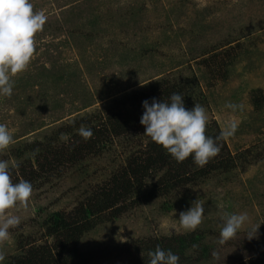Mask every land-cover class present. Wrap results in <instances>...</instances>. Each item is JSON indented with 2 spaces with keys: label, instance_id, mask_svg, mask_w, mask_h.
Wrapping results in <instances>:
<instances>
[{
  "label": "rangeland",
  "instance_id": "obj_1",
  "mask_svg": "<svg viewBox=\"0 0 264 264\" xmlns=\"http://www.w3.org/2000/svg\"><path fill=\"white\" fill-rule=\"evenodd\" d=\"M31 2L48 20L36 36L30 66L13 78V94L0 96V123L14 136L0 160L15 165L13 181L31 182L34 192L27 208L13 210L22 222L0 246L7 253L2 264L19 252L21 242L36 247L53 242L42 228L47 216L71 215L147 142L140 125L102 151L75 163L66 162V154L58 162L57 153L78 146L76 133L65 132L80 121L99 126L107 112L119 110L120 100L160 80L179 84L189 102L207 108V130L220 132L230 119L239 121L235 135L223 141V157L234 165L144 202L161 173L147 177L129 200L136 204L116 219L107 220L110 213H104L79 241V252L92 255L91 264H122L120 250L132 242L189 234L180 227L179 214L200 199L204 220L191 232L202 235L205 251L203 257L190 253L187 264H249L264 258V0ZM229 101L243 104V111L225 108ZM48 163L33 180L19 174L18 168ZM240 212L248 213L250 223L219 245L221 216ZM255 225H260L257 236L249 240L246 231Z\"/></svg>",
  "mask_w": 264,
  "mask_h": 264
},
{
  "label": "trees",
  "instance_id": "obj_2",
  "mask_svg": "<svg viewBox=\"0 0 264 264\" xmlns=\"http://www.w3.org/2000/svg\"><path fill=\"white\" fill-rule=\"evenodd\" d=\"M184 89L179 84H170L160 80L148 86L144 92L124 97L117 105L119 109L117 112H107L104 120L99 121V126L91 127L94 135L87 141L77 132L82 121L76 122L73 129H68L65 133H76L74 136L78 146L68 149L64 154L57 153L55 155L57 161L63 162L65 160L64 155L67 154L66 162L75 163L83 155L102 151L114 138L122 137L142 125L140 120L145 111L143 107L145 100L149 104L152 103L153 98L163 102L168 100L173 93H178L184 96L186 108H193L195 104L188 101L186 98L187 90L184 92ZM189 91L192 95L190 88ZM259 104L257 98L252 97L253 107L258 109ZM83 125L88 126L86 123ZM215 130L208 129L206 135L215 138L220 133L217 129ZM145 139L147 142L143 150L129 155L125 166L111 178L108 186L102 187L98 193L89 196L69 216L61 213H52L47 216L42 222V228L45 237L51 238L53 242L38 247L21 242L19 252L8 257L4 264H91L92 255L79 252V241L84 234L102 221L100 218L104 213H110L107 220L116 219L125 213L129 207L135 205L136 200H129L134 195L136 186L141 189L142 183L147 177L161 173L157 182L144 193V202L163 197L188 184H194L195 181L201 180L217 170L227 172L234 165L231 158L226 160L223 157V153L226 152L223 141L220 142L223 145L220 153L201 168L194 163L192 157L178 163L161 145L153 142L148 136ZM47 165L50 164H43L41 168L38 164V168H31L28 171L20 168L18 170L25 179L33 180L37 173ZM194 244L199 247L193 248ZM157 245L163 250H171L178 255L180 257L179 264H187L190 253L201 252L200 257H203L205 251L203 237L197 232L159 239L137 240L128 247H124V250H120L125 256L122 264H148V252L154 251ZM200 248L202 251H199ZM249 264H264V258L261 255L254 261H249Z\"/></svg>",
  "mask_w": 264,
  "mask_h": 264
},
{
  "label": "clouds",
  "instance_id": "obj_3",
  "mask_svg": "<svg viewBox=\"0 0 264 264\" xmlns=\"http://www.w3.org/2000/svg\"><path fill=\"white\" fill-rule=\"evenodd\" d=\"M48 20L44 10H37L31 0H0V96L11 97L14 88V77L25 72L30 66L37 49L36 36ZM183 95L173 93L163 102L153 98L149 104L143 102L145 109L140 123L145 126L144 135L161 145L178 163L189 157L199 167H204L216 157L222 148L221 141L233 137L238 130L239 121L230 119L215 138L206 135L209 115L206 107L199 103L187 109ZM225 108L232 112L243 111V104L226 102ZM78 134L88 140L94 133L91 127L81 125ZM61 140H65L61 134ZM14 143V136L5 123H0V153ZM38 152V150H36ZM35 154V153H34ZM8 160H0V246L11 236L10 229L21 224V216L13 210L27 208L33 195L31 182L20 179L14 182L13 170ZM205 208L197 199L192 207L179 214V225L185 232L195 231L204 220ZM221 227L217 243L224 245L236 238L237 233L250 223L247 212L224 213L221 216ZM260 225L252 226L246 231L249 240L257 236ZM198 248V245H193ZM7 253L0 247V264ZM143 255V253H142ZM148 264H179L180 257L171 250H163L159 245L148 252ZM213 259H219V252L213 250Z\"/></svg>",
  "mask_w": 264,
  "mask_h": 264
}]
</instances>
